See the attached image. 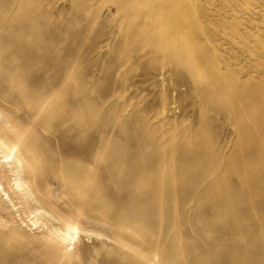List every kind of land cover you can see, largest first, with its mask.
I'll return each mask as SVG.
<instances>
[{
  "label": "rangeland",
  "instance_id": "obj_1",
  "mask_svg": "<svg viewBox=\"0 0 264 264\" xmlns=\"http://www.w3.org/2000/svg\"><path fill=\"white\" fill-rule=\"evenodd\" d=\"M0 125V264H264V0H0Z\"/></svg>",
  "mask_w": 264,
  "mask_h": 264
},
{
  "label": "bare ground",
  "instance_id": "obj_2",
  "mask_svg": "<svg viewBox=\"0 0 264 264\" xmlns=\"http://www.w3.org/2000/svg\"><path fill=\"white\" fill-rule=\"evenodd\" d=\"M3 130L4 128L0 125V176L8 180L12 194L18 195L20 193L23 196L26 194V190L23 185L25 175L29 174L30 167H24L22 162L16 157L15 150H17V147L12 150L7 149L8 147L5 145V141L1 138V135L4 132ZM0 195L5 201L11 203L9 192L1 184ZM37 223L38 220L35 218L32 221V224L37 225ZM54 232L58 235V238L61 241L68 242L69 245H72V242L78 241V230L75 227L67 228L65 230L54 229Z\"/></svg>",
  "mask_w": 264,
  "mask_h": 264
}]
</instances>
